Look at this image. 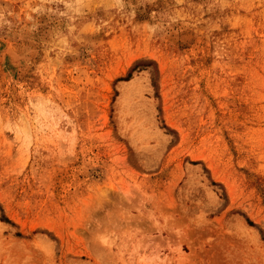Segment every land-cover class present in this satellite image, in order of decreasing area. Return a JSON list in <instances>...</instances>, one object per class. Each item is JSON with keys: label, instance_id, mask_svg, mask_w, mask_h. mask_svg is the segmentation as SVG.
Instances as JSON below:
<instances>
[{"label": "rangeland", "instance_id": "1", "mask_svg": "<svg viewBox=\"0 0 264 264\" xmlns=\"http://www.w3.org/2000/svg\"><path fill=\"white\" fill-rule=\"evenodd\" d=\"M0 264H264V0H0Z\"/></svg>", "mask_w": 264, "mask_h": 264}]
</instances>
